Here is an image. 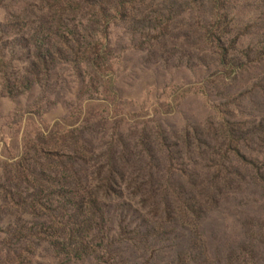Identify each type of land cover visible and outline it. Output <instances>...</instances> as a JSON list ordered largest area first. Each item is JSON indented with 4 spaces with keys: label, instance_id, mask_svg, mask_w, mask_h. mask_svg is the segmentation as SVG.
Returning <instances> with one entry per match:
<instances>
[{
    "label": "rangeland",
    "instance_id": "1",
    "mask_svg": "<svg viewBox=\"0 0 264 264\" xmlns=\"http://www.w3.org/2000/svg\"><path fill=\"white\" fill-rule=\"evenodd\" d=\"M0 264H264V0H0Z\"/></svg>",
    "mask_w": 264,
    "mask_h": 264
}]
</instances>
